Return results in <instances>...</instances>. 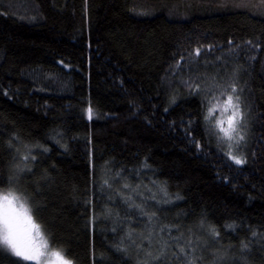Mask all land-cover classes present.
<instances>
[{
  "label": "trees",
  "instance_id": "trees-1",
  "mask_svg": "<svg viewBox=\"0 0 264 264\" xmlns=\"http://www.w3.org/2000/svg\"><path fill=\"white\" fill-rule=\"evenodd\" d=\"M12 191L72 264H264V0H0Z\"/></svg>",
  "mask_w": 264,
  "mask_h": 264
},
{
  "label": "snow or ice",
  "instance_id": "snow-or-ice-1",
  "mask_svg": "<svg viewBox=\"0 0 264 264\" xmlns=\"http://www.w3.org/2000/svg\"><path fill=\"white\" fill-rule=\"evenodd\" d=\"M196 54H199V49L196 50ZM232 92H236V88L232 86ZM225 109L231 108L232 113L228 117L227 128H221L225 135L232 139V133L236 132L239 140H243L244 137L239 135L237 124L240 123L242 119V112L240 106V97L237 95L235 97V102L232 95H228L224 104ZM91 108L88 109L89 118H91ZM223 124V121H220ZM239 142V141H237ZM231 155V153H229ZM237 164L243 163L241 159L236 156L231 157ZM27 159V157H25ZM16 201L18 197L9 193L8 195L0 198V241L3 244L9 246L12 251L17 256H21L25 260H35L39 261L40 257L45 255L39 247H30L33 237L31 233L35 231L36 235H40V227L35 224L32 220L29 210L24 206V204L19 205V210L16 208ZM47 247L46 242L43 244ZM247 247V245H245ZM180 252L184 255L185 250L180 248ZM52 257L55 258L56 264H72V261L64 258L60 251H53L50 253ZM151 256V253H149ZM160 257H153V259H159ZM192 264V262H190Z\"/></svg>",
  "mask_w": 264,
  "mask_h": 264
},
{
  "label": "rangeland",
  "instance_id": "rangeland-1",
  "mask_svg": "<svg viewBox=\"0 0 264 264\" xmlns=\"http://www.w3.org/2000/svg\"><path fill=\"white\" fill-rule=\"evenodd\" d=\"M227 99V98H226ZM226 99L222 100V99H218L216 102L213 103V108L216 110V113H217V117L220 121H223V124H224V128H227L228 127V123H227V120H228V117L231 115L232 113V110L231 108H228V109H225L224 107V104H225V101ZM234 100V98H233ZM235 102V100H234ZM237 128H238V124H237ZM239 141V142H237ZM226 142V146L231 150V151H234V147H237L238 145L241 144V140H239V137L237 136L236 132H233L232 133V139H229L227 137V141ZM10 192L8 193H0V198H2L3 196L5 195H8ZM13 195H15L16 197H18V201H16V208L17 210H19V205L22 203L24 204V206L29 210V214L31 215V212H30V209H29V206L27 204V202L24 200V198H22L17 192H14L12 191L11 192ZM32 217V215H31ZM32 220L34 222V219L32 217ZM35 223V222H34ZM36 224V223H35ZM151 234V232H150ZM31 236L33 237L32 241H31V244H30V247H39L41 251H43L45 253V255L41 256L39 261H35V260H29V261H32L36 264H56L55 262V258L52 257L50 255L51 252L53 251H58L54 248H52L47 240L45 239V237H43L41 231H40V235L37 236L35 231H33L31 233ZM2 242V241H1ZM46 242V245L47 247H44L43 244ZM3 244V243H2ZM5 247H7L12 253H14L12 251V249L3 244ZM15 254V253H14ZM63 255V254H62ZM21 257V256H20ZM65 258V257H64ZM66 259V258H65Z\"/></svg>",
  "mask_w": 264,
  "mask_h": 264
}]
</instances>
